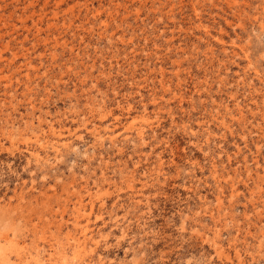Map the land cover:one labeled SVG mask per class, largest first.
<instances>
[{
	"label": "rangeland",
	"instance_id": "rangeland-1",
	"mask_svg": "<svg viewBox=\"0 0 264 264\" xmlns=\"http://www.w3.org/2000/svg\"><path fill=\"white\" fill-rule=\"evenodd\" d=\"M0 264H264V0H0Z\"/></svg>",
	"mask_w": 264,
	"mask_h": 264
}]
</instances>
